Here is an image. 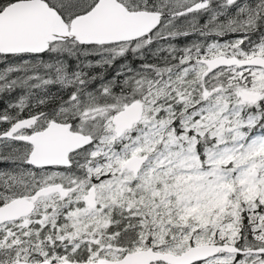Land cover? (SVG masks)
Returning <instances> with one entry per match:
<instances>
[{
	"label": "snow or ice",
	"instance_id": "obj_1",
	"mask_svg": "<svg viewBox=\"0 0 264 264\" xmlns=\"http://www.w3.org/2000/svg\"><path fill=\"white\" fill-rule=\"evenodd\" d=\"M0 264H264V0H0Z\"/></svg>",
	"mask_w": 264,
	"mask_h": 264
}]
</instances>
